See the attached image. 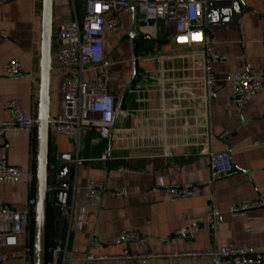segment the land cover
I'll use <instances>...</instances> for the list:
<instances>
[{
	"label": "crops",
	"instance_id": "1",
	"mask_svg": "<svg viewBox=\"0 0 264 264\" xmlns=\"http://www.w3.org/2000/svg\"><path fill=\"white\" fill-rule=\"evenodd\" d=\"M240 1L243 11L236 20L216 16L209 26L206 19L213 52L222 60L213 64L216 90L209 101L203 84V46L177 44L172 29L166 32L160 21L144 27L137 21V11L122 19L121 30L106 32L104 63L84 78L105 74L109 93L123 111L117 130L105 136L100 129H86L79 142L52 131L50 137L47 235L51 242L67 246L69 256L81 258L93 240L103 243L104 254L113 256L125 250L165 256L208 252L234 243L262 253L264 264V207L243 216L229 214L233 206L264 201V92L238 111L225 83L235 72H264V0ZM76 17L83 18L81 4L54 0V34L59 24ZM42 25L43 0H0V124L12 118L5 104L14 98L28 117L38 120ZM56 49L54 38L51 118L63 112L66 90ZM12 60L22 63L24 79L4 74V65ZM165 149H170L168 158L163 157ZM37 151V126L0 137V162L5 159L24 170L18 183L0 180V199L11 208L0 216V234L18 240L16 246L0 240V257L21 255L0 264H32L35 207L29 201L36 195ZM106 151L109 158L103 161ZM218 153L230 155L236 172L212 181L209 156ZM92 180L106 186L96 200L85 194ZM178 186L203 191L172 202L166 189ZM152 189L158 191L144 198L143 193ZM121 190L126 195L112 196ZM212 201L223 213L215 238ZM124 230L139 232L149 238L148 244H118ZM179 232L182 239L174 243ZM88 264H213V260L166 256Z\"/></svg>",
	"mask_w": 264,
	"mask_h": 264
},
{
	"label": "built area",
	"instance_id": "2",
	"mask_svg": "<svg viewBox=\"0 0 264 264\" xmlns=\"http://www.w3.org/2000/svg\"><path fill=\"white\" fill-rule=\"evenodd\" d=\"M73 4L83 6V18L77 17L73 22L59 24L54 38L57 45L55 58L60 74L65 78L66 90L64 95V110L50 119L51 131L55 134L65 135L80 141L84 130L96 128L107 129L112 136L117 130V124L123 111L116 98L109 93L105 74H98L87 79L84 74L90 69L104 63L105 59V34L107 31L116 32L123 28L122 19L135 11L138 13V23L146 28L155 22H162L163 29L167 32L172 29L173 40L179 45H201L204 58L203 84L206 99L209 101L215 94L216 77L213 64L221 62V57L213 52V41L206 30L207 0H71ZM111 15V17H107ZM4 74L15 80L26 77L25 70L19 60H12L4 65ZM225 83L230 87L238 111L251 102L256 94L264 92V72L256 74L249 71L235 72L225 78ZM5 109L12 118L0 124V137H4L10 130L31 131L38 125V120L28 117L23 110L19 99L8 100ZM170 149H165L163 157H170ZM210 176L214 181L220 176H231L236 172L234 163L228 153L210 154ZM109 152L102 156L107 161ZM78 160L77 164H81ZM53 166V165H52ZM127 172L128 170L120 169ZM24 176V170L11 166L7 160L0 162V180L18 183ZM106 190L104 182L92 180L86 188V198L96 200L101 198ZM157 189L144 192L143 197L148 198ZM203 191L201 187H169L166 192L172 202L186 201ZM126 195L124 190L113 192V197ZM29 206L35 207V199L29 201ZM264 207V201L246 203L233 206L229 210L232 217L243 216L248 211ZM11 211L8 204L0 199V216ZM67 215V211L64 212ZM223 213L215 202L211 203V230L216 236L222 222ZM190 226H188V229ZM182 239L179 232L172 241ZM0 240H5L7 246H16L18 240L15 236L0 234ZM118 244L132 243L144 247L149 238L135 230H124L119 233ZM56 242L47 244L46 264H88L91 262L105 261H138L154 260L161 257H209L213 264H261L263 254L257 252L248 244H228L208 252L174 253L169 255L133 254L125 250L123 254L113 256L103 253L104 245L98 240H93L87 253L75 259L68 255L67 246ZM20 254L9 257H0V263L8 258H18Z\"/></svg>",
	"mask_w": 264,
	"mask_h": 264
},
{
	"label": "water",
	"instance_id": "3",
	"mask_svg": "<svg viewBox=\"0 0 264 264\" xmlns=\"http://www.w3.org/2000/svg\"><path fill=\"white\" fill-rule=\"evenodd\" d=\"M207 25L214 17L232 21L241 14L240 0H207ZM222 23H226L223 20ZM54 43V0H43L42 50L40 71V107L38 115V151L36 167L35 221L32 264H46L47 224L49 207L51 82ZM103 135L108 130H102ZM61 194L62 191L58 190ZM62 205V203H59ZM57 244V242L55 243Z\"/></svg>",
	"mask_w": 264,
	"mask_h": 264
},
{
	"label": "trees",
	"instance_id": "4",
	"mask_svg": "<svg viewBox=\"0 0 264 264\" xmlns=\"http://www.w3.org/2000/svg\"><path fill=\"white\" fill-rule=\"evenodd\" d=\"M47 227H48V224H47ZM48 234V232H47ZM51 243V241L49 240V236L47 235V244Z\"/></svg>",
	"mask_w": 264,
	"mask_h": 264
}]
</instances>
